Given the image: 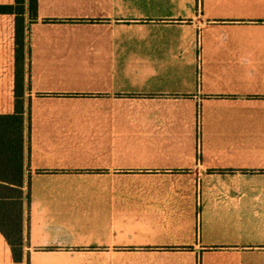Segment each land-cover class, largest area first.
Segmentation results:
<instances>
[{
	"label": "crops",
	"instance_id": "crops-1",
	"mask_svg": "<svg viewBox=\"0 0 264 264\" xmlns=\"http://www.w3.org/2000/svg\"><path fill=\"white\" fill-rule=\"evenodd\" d=\"M25 17L22 264H264V0H38ZM15 84L0 13V114ZM0 264H16L1 230Z\"/></svg>",
	"mask_w": 264,
	"mask_h": 264
},
{
	"label": "trees",
	"instance_id": "trees-1",
	"mask_svg": "<svg viewBox=\"0 0 264 264\" xmlns=\"http://www.w3.org/2000/svg\"><path fill=\"white\" fill-rule=\"evenodd\" d=\"M16 0L0 4V13L16 15V84L15 111L0 114V230L6 236L16 264L23 263V212L26 196L24 183V149L26 114V11L37 18L38 0Z\"/></svg>",
	"mask_w": 264,
	"mask_h": 264
},
{
	"label": "rangeland",
	"instance_id": "rangeland-1",
	"mask_svg": "<svg viewBox=\"0 0 264 264\" xmlns=\"http://www.w3.org/2000/svg\"><path fill=\"white\" fill-rule=\"evenodd\" d=\"M25 82H26V80H25ZM0 224H1V225H5V222H3V221L0 219Z\"/></svg>",
	"mask_w": 264,
	"mask_h": 264
}]
</instances>
